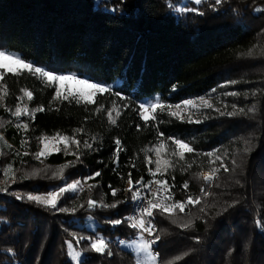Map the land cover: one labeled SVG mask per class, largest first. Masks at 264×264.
<instances>
[{"label": "trees", "instance_id": "obj_1", "mask_svg": "<svg viewBox=\"0 0 264 264\" xmlns=\"http://www.w3.org/2000/svg\"><path fill=\"white\" fill-rule=\"evenodd\" d=\"M261 9L264 0L220 4L202 0L199 5L193 0H0V50L19 52L35 65L95 82L120 80L111 92L97 93L95 103H77L71 96L67 101L53 99L55 86L39 74L13 75L1 69L0 85H7L6 95L0 90L4 97L0 101L2 166L7 170L11 165L20 183L0 186V264H136L138 256L116 243L120 237L132 236L134 229L128 221L110 223L128 217L130 196H113L109 185H129V172L133 182L143 177L144 182L166 180L174 185L175 201L188 194L200 199L182 213L177 209L172 215H156L161 264H264ZM22 89L33 93L31 101ZM229 92L240 95H225ZM157 93L165 110L158 107L156 119L145 123L139 105ZM211 95H217L220 103L191 122L172 116L173 110L167 107ZM21 96L23 100L18 99ZM25 104L29 112L41 105L45 111L37 112L34 120L12 115L16 106ZM101 104L104 107L96 111ZM109 110L117 121L114 125L108 119ZM221 111L237 115H220ZM18 123H27L28 129H18ZM57 133L81 143L78 148L71 144L69 154L52 152L36 159L35 153L42 148L39 138ZM117 138L123 150L119 165H114ZM169 138L181 139L195 151L185 152L181 160L172 155L175 145ZM162 141V169L165 160L174 166L153 175L148 169L155 171V164L147 161L156 160L154 149ZM85 142L92 148L85 147ZM210 152L214 155H204ZM233 159L238 167L232 165ZM69 161L74 164L64 170L66 180L100 171L99 177L88 180L95 187L64 193L55 209L26 199L23 190L45 194L63 185V180L53 177V169ZM221 163L230 171H224ZM32 167L45 171L33 175ZM217 168L220 171L210 185L198 175ZM185 181L187 190L181 187ZM17 192L24 198L18 199ZM90 199L117 206L105 208L98 203L89 208ZM60 207L69 211L61 212ZM189 222V227H182ZM99 236L109 242L103 254L90 246L89 237ZM78 238H82L79 243ZM70 240L78 259L69 255Z\"/></svg>", "mask_w": 264, "mask_h": 264}, {"label": "snow or ice", "instance_id": "obj_2", "mask_svg": "<svg viewBox=\"0 0 264 264\" xmlns=\"http://www.w3.org/2000/svg\"><path fill=\"white\" fill-rule=\"evenodd\" d=\"M223 0H215L216 4H220L222 3ZM202 3V0H195V4L199 5ZM186 10V9H184ZM261 11H264V9H261ZM3 61H11L13 64H17V65H21L20 68H13L11 66H9L8 64L4 63ZM0 69H3L5 73L10 72L13 75H18L24 71H27L29 73L32 74H39V77L42 78H46V82H52V85L55 86V94L53 96V99H61L64 101L69 100V97L71 96L72 99H74L77 103L81 102V101H85L87 103H95L96 101L94 100V96L99 93L101 95L107 93V92H111L112 89L110 86L105 85L104 83H99V82H91L88 79H79L77 77H75V75L73 74L72 76H65V75H60V74H56L54 71H50V70H46L45 68L42 67H35L33 63L30 62H25L24 58L22 57H18L16 56V54H11V55H6L5 52L0 51ZM3 75L4 73H0V80L3 79ZM69 79H74L75 82L77 84H83L86 85L88 89H91V92H86L84 89H76L75 93H73L71 90L68 91V94H63L62 89L64 88V81L65 80H69ZM229 83H236V81H230ZM7 85L3 84L0 85V90H3L4 95L7 94ZM24 95L27 97L28 101H31L33 99V93L30 91H25V90H21ZM213 91H215V89H213ZM115 95L119 96L120 93H115ZM225 95H229V96H238L240 95V93L237 92H229V93H225ZM3 95H0V101L3 100ZM18 99L23 100V96L19 97ZM199 101L201 102L200 105H197L193 100H185L183 101V105L184 106H193V107H206V108H212L213 105L211 102H209L208 100L205 99V97L201 96L198 98ZM104 107L103 104H101L96 111H100L102 108ZM113 109L116 108V105L113 104ZM159 107L160 111H164L165 110V105L160 104L159 103V98H156V102H149V103H141L139 105V109L140 111V118L147 123L149 121V119L155 120L156 116L153 115V113H155L157 111V108ZM169 109H171L172 107H175L176 109H180L181 108V104H176L175 106H171L168 105L167 106ZM233 109L236 108V105L232 106ZM9 111H11V109H9ZM45 111L44 106L41 105L39 107H36L34 109L31 110V112H29L28 106L27 104L24 105L23 108H21L19 105L16 106L15 110L12 111V115L17 117V119H19L22 115H28L30 116V118L32 120L35 119V115L37 112H43ZM217 111H220L219 109H217ZM244 109H240V112H243ZM119 111H117V115H119ZM170 114L172 116H176L180 119H183L182 116H180V114L178 112H170ZM220 115H228V116H235L237 115L236 111H231V112H220ZM107 116L108 119L110 121L111 124H116L117 121L115 118H113V113L111 110H109L107 112ZM189 122H191V120L189 119ZM196 122H200V121H196ZM0 127H3L2 124H0ZM16 127L18 129H24L27 130L28 129V124L27 123H23V124H17ZM137 128L139 129V125H137ZM77 132H81L83 131L82 129H76ZM160 136H163V133H159ZM57 138H59V141L63 143V148L59 147V146H55L50 148V142L52 141H56ZM170 140H172V142L175 145V150L172 152L173 156H177L179 159H183L185 156V152H194L195 149L189 146V143H186L185 141L181 140V139H175V138H169ZM0 140H3V136H0ZM40 143L43 145V147L37 151L35 153V158L40 160L41 157H47L49 154H51L52 152H56L59 153L61 151H63L65 154H69V144H74L77 146H79V144L81 143L79 140H76L74 137L70 138V137H66V136H60L59 133L56 134V136L53 137H41L39 138ZM24 143H27V140L24 141ZM114 144H115V149L113 152V160L112 163L114 165H119L120 160H119V154L120 152L123 150L121 147V140L119 138L114 140ZM164 142L162 141L160 144H158L156 146L155 150V154L157 159L153 162L151 160V158L148 159L147 163L149 165L151 164H155V171H153V169L151 167H149V172H152L153 175H155L158 172H167L168 168L173 167L174 165L170 164L169 161L165 160L163 161L164 167L162 169L161 166V160H160V156H161V152L160 149L163 148ZM85 147L87 148H92V145L85 142ZM248 149H246L247 151ZM29 153L25 152L23 153V155H28ZM72 155H76V152H71ZM204 155L206 156H213L214 153H205ZM77 159H79V157L77 156ZM217 160H221L220 156H216ZM233 166H237V161L235 159H233L231 161ZM74 161H69L67 164L62 165L57 171L53 172V177L54 178H58L61 180H64V170L69 167L70 165H73ZM131 167L135 168L136 165L133 163L131 165ZM188 167H191V165L189 164ZM221 167L224 169V171H230V169L228 168V166L226 164L221 163ZM12 171V166L8 165L7 170L4 171V175H8L9 172ZM40 170H37L36 172H33V175H38ZM220 171L219 168L217 169H213L212 171L208 172V173H198V175L200 176V178H202L204 181L207 182H211L214 180L216 174ZM101 175L100 171H95L94 173H92L91 175L85 177L84 181L81 180H74L72 182H65V184L61 187H59L57 190L55 191H51L48 192L46 195H37V194H27L26 195V199L32 202H35L37 204H42V205H46V206H50L52 208H57V204L59 201V198L66 192H77L78 190H80V186L82 185V183H86L88 180H93L96 177H99ZM128 176V184H129V188L126 189V191L132 193V200H141L144 199V197L141 195V192L139 190V188L137 187L138 185H143L144 187H149L151 182L145 183L143 181V177H141L140 179L136 180L135 182H133L132 180V174L131 172H129L127 174ZM121 179H123V177H121ZM172 179L174 180L175 177L173 176ZM156 184L158 185H163L164 186V191L168 193V195H165L163 197H160L158 199H154V200H148L147 201V206H144L141 208L140 214L138 216H129L126 217L125 220H112L110 221L111 224L113 225H120L122 223H125V221L129 222V226L132 229H138L140 231L141 234V243L139 244V251L143 252L147 259H140L139 256L137 257V261L136 264H154V262L156 261V255L152 252V245L153 243H155V241H150L148 239H144V234H148V235H154V228L155 226L152 224V221L150 219H148V217H152L154 215V210H159L163 213H167V214H175L176 210L178 209L179 212H184L185 207L192 205V204H199L200 203V199L198 198H194L191 194L187 195V198L184 200H179V201H175L173 203H165V201H171L172 200V194H171V188L174 187V185H168V182L166 180H157L155 181ZM89 188L95 187V185H88ZM181 187L184 190H187L189 185L188 182L185 181ZM109 188L111 190V194L113 196H115L117 194V192L119 191V189L116 188H112L111 185H109ZM161 191V189H157L156 191H153L151 193V195L156 198L158 197V193ZM14 195L20 199V198H24L22 196L21 193H14ZM98 203L100 204V206L105 207V208H115L117 206L116 203L114 204H104L102 201L98 202L97 200L94 199H90L88 201V207L89 208H94L98 205ZM119 203V202H117ZM83 206V205H81ZM61 212H68L69 209L68 208H64V207H60L58 209ZM71 211H75V209H72ZM175 222V221H174ZM261 222L257 221V224L259 225ZM189 223H185L182 225V227H189ZM75 238V236H74ZM79 239L82 238H78L76 239V242L79 243ZM89 239L92 241L91 242V249L94 250L97 253H101L103 254L108 248H109V242L103 237V236H99L96 237L95 239H92L91 237H89ZM160 237L156 236L155 240H159ZM121 243H123V241H121ZM67 248L69 250V255L72 256L73 259H78L79 257V253L74 251V246H73V242L70 240L67 242ZM109 254H111L109 252ZM177 260L180 259V257H176ZM169 264H173L172 261H169Z\"/></svg>", "mask_w": 264, "mask_h": 264}, {"label": "rangeland", "instance_id": "obj_3", "mask_svg": "<svg viewBox=\"0 0 264 264\" xmlns=\"http://www.w3.org/2000/svg\"><path fill=\"white\" fill-rule=\"evenodd\" d=\"M193 1H195V0H193ZM0 51L5 52L6 55L16 54V56L22 57L19 52H14V51L13 52H7V51H4V50H0ZM3 62L8 64L9 66H11L13 68H20L21 67V65L13 64L11 61H3ZM25 62H30V61L25 60ZM30 63H32V62H30ZM34 66L35 67H42V68H45L46 70L54 71L56 74H60V75L72 76L74 74V73H62L61 71H57V70H55L54 68H52L50 66H46V65H42V64L41 65H35L34 64ZM0 73H1V69H0ZM74 75H75V77H77V78H79L81 80L88 79L87 77L79 76L77 74H74ZM88 80H90V79H88ZM90 81L95 83V81H92V80H90ZM104 84L107 85V86L113 87V86L119 85L120 84V80H115L114 82L104 83ZM76 89H84L86 92H91L92 91L91 89H88L86 85L77 84L74 79H69V80H65L64 81V88L62 89L63 94H68L69 90H71L73 93H75ZM95 96H94V99H95ZM203 97H205L206 100L211 102L214 108H215L217 103L218 104L220 103V99H219V97L217 95L203 96ZM156 98H159V103L162 104L160 102V97H159L158 93L155 94V95H152L150 97H146L145 99L142 100L141 103L156 102ZM198 98L199 97L190 98V100H193L197 105H200L201 102L199 101ZM187 100H189V99H187ZM178 104H181V108L180 109H176L175 107H172L171 109L174 112H178L180 114V116H182L183 118L190 119V120H193V119L197 120V119L203 118V116L207 114V109H209V108H206V107H203V106H200V107L184 106L182 102H180ZM175 105L176 104H174L172 106H175ZM215 110L216 109H213V111H215ZM154 114L155 113H153V115ZM0 136H2V132H0ZM70 145H71V143L69 144V146ZM2 146H3V142L0 140V186H3V185H6V186L7 185H15V186L19 185L18 184V183H20L19 178L16 177V172H13V169H12L11 172L8 173L7 176L4 175L5 168L2 165L5 163L3 161L5 153L2 150ZM55 146H59V147L63 148V143L59 141V138H57L56 141L50 142V148L55 147ZM42 147H43V145H42ZM161 150H162V148L160 149V152H161ZM153 158L157 159L156 154H155V150H154ZM160 158H161V156H160ZM73 160H75V159H73ZM58 169L59 168L53 169V171H57ZM37 170H40L39 173L45 171V169H42V168L32 167V173L36 172ZM208 172H210V171H204L203 173H208ZM1 174H3V175H1ZM84 179H85V176L84 175H80V176L77 177V179H74V180L84 181ZM64 180L61 181V184L63 182H69L70 183V182L74 181V180L67 181L65 177H64ZM88 182L89 181H87L86 183H82V185L80 186V189L86 188L88 186ZM205 183L209 184V185L211 184V182H207V181H205ZM63 185H61V186H63ZM51 191H55V190L51 189L49 192H51ZM22 192L25 195H27L29 193L37 194V195H46L48 193L47 192V193L44 194V193H37V192H34V191H24V190ZM140 243H141V240H137L135 242H125L121 246L123 248H125V249H128V250L132 251L134 254L139 256L140 259L144 260V259H147V257H146V255L143 252L139 251V244Z\"/></svg>", "mask_w": 264, "mask_h": 264}, {"label": "built area", "instance_id": "obj_4", "mask_svg": "<svg viewBox=\"0 0 264 264\" xmlns=\"http://www.w3.org/2000/svg\"><path fill=\"white\" fill-rule=\"evenodd\" d=\"M155 181H157V180L153 179V180L146 181L145 183L151 182L149 187H144L143 185L137 186L141 192V195L144 197V199H141V200H132V198H131L132 193L126 191V189H128L130 187L129 185H126L123 187L122 186L116 187V189H119L117 194L130 196L131 207H130V210L128 212V217L129 216H138L140 214L141 208L144 206H147L148 200H154V199H158L160 197H163L165 195H168V193L164 191V186L156 184ZM157 189H161V191L158 193V197L154 198L151 195V193L153 191H156ZM173 202H175V197L172 194V200L171 201H165V203H173ZM160 212L161 211H159V210H154V215L152 217H148V219H150L152 221V224L155 226L154 235L144 234V239H148L150 241H155V243H153V245H152V252L156 255V261L154 262L155 264H161V254L157 248V244L159 243L160 239L155 240V237L159 236V224L157 222L156 215ZM137 240H141V234H140V231L138 229H134V234L132 236L120 237L117 239L116 243L118 245H122L125 242H135ZM121 241H123V243H121Z\"/></svg>", "mask_w": 264, "mask_h": 264}]
</instances>
